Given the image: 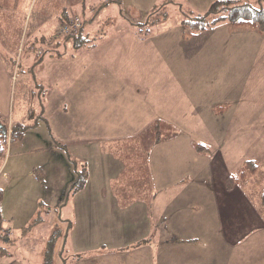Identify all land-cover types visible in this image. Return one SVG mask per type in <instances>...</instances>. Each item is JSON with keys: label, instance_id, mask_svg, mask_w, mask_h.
Returning <instances> with one entry per match:
<instances>
[{"label": "crops", "instance_id": "1", "mask_svg": "<svg viewBox=\"0 0 264 264\" xmlns=\"http://www.w3.org/2000/svg\"><path fill=\"white\" fill-rule=\"evenodd\" d=\"M152 2L154 0H0V46L14 38L22 42L25 33L29 36L21 64L15 66L12 56L8 57V61V53L0 52L2 75L16 81L18 87L23 84L28 93L26 111L22 119L12 122L7 120L5 112L0 111V116L9 126L14 123L34 124L24 139L18 142L21 149L13 154L18 143L13 144L7 158L35 155L38 150L53 152L61 144L66 148L74 147L73 150L69 148L70 151L66 149L69 157L71 160L80 157L86 169L89 164L84 158H108L104 162L93 159L90 165L96 167L102 164L103 171L107 173L113 170L111 180L92 182L88 179L77 195H85L100 204L105 197L116 201L112 193L105 194L101 190H112L113 186V190L123 189L126 186L122 187V179L126 174L137 178L133 176L135 171L147 165L149 167L151 153L148 155L142 141L146 134L149 135L147 139L153 141L152 127L160 123L162 131L167 129L171 134L168 140L160 143L165 150H160L158 169L152 173L151 162L150 169L146 170L147 177L151 179L153 196L148 200L145 197L128 200L120 209L128 216L125 226H119L120 229L137 231L136 225H133L134 218L130 216L140 214L144 223L142 232L145 233L140 241L132 237L128 243L113 246L112 249H104L101 244L102 249L96 253V264H138V261L135 262L137 256H143L149 264L153 260L155 264H264V207L262 202H253L247 191L252 176L235 183L232 189L227 188L228 177L239 176L245 161L258 162V159L240 156L236 160V168L240 171H233L230 165L233 157L228 150L233 141L229 139L228 129L211 137L206 135V138L196 132L184 131L195 122L209 124L211 121L205 114L212 121H217L221 117L218 113L222 106L203 100V106L208 111L202 112L203 106L197 100L209 99L201 97V92L208 97L209 91L194 92L190 88L194 74L200 75V70H176V57L169 48L162 50L164 48L155 44L143 49V53L137 50L138 45H148V37L151 36H141L136 30L137 23L126 20L123 12L142 13V8ZM193 3L189 0L187 4L192 8ZM114 9L121 14L118 20L120 29L94 41L96 30L90 28L100 22L107 24ZM28 16L30 19L25 23ZM74 16L89 22L84 25L83 33L90 42L84 48L73 51L72 44L63 39L54 41L53 38L64 22ZM218 24L196 32L199 36L194 34L200 46L189 48L191 59L194 55L200 56L199 50L204 49L202 43L207 42L210 32L219 31ZM17 26L19 35L14 33ZM227 26L231 33L238 31ZM43 39L56 50L52 47L40 48L45 44L39 42ZM83 56L93 57L94 63L88 60L84 73L78 64L71 69V64ZM152 60L155 65L161 62L163 67L152 68ZM91 64L98 70L90 68ZM14 67L16 78L13 77ZM27 75L29 78L23 79ZM228 100L225 98L224 104L229 106L224 108V112L221 109L224 118L220 119V124L224 119L230 125L237 118L238 109L232 114L233 102L228 103ZM2 101L4 103V99ZM55 107L59 111L64 110L62 118L56 122L52 112ZM260 114V110L252 114V124H260L263 120L258 116ZM197 145H203L208 150L199 152ZM126 146L131 152L142 149L141 161L137 167L131 165L128 170H123V162L115 160L112 152L116 149L127 151ZM236 154L241 153L237 151ZM6 159L0 168V184L13 178L4 170ZM36 168H41L45 175L41 163ZM157 172L158 175H153ZM29 174L32 175V172L29 171ZM0 189L3 191L1 186ZM73 226L71 222L70 230ZM119 236L124 237L122 232ZM152 236L157 239L152 241ZM5 241L9 242V239ZM74 260L72 264H77Z\"/></svg>", "mask_w": 264, "mask_h": 264}, {"label": "rangeland", "instance_id": "2", "mask_svg": "<svg viewBox=\"0 0 264 264\" xmlns=\"http://www.w3.org/2000/svg\"><path fill=\"white\" fill-rule=\"evenodd\" d=\"M193 1L195 4H191L193 5L191 8L190 4H187L189 0H172L173 3L170 5H167L168 0H154L150 6L142 8V11L144 10L142 13L124 11L123 14L126 20L134 21L137 23L136 25L143 23L146 25L150 19L161 17V12L158 15H153L156 9L164 8L162 12L169 13V19L162 24L141 27L144 33L146 31L150 32L151 37L147 36L150 38V43L146 46L138 45L137 50H142L141 53H143V49L152 47L155 44H157V47L164 48L162 50L167 47L176 57L174 62L176 70H200V75L194 74V82L190 88L194 89V92L199 90L209 91L208 97L202 92L201 97L209 98L210 101L209 99L197 101L200 102L201 106L204 105L203 100H206V103L217 104L218 107L222 106L219 109L220 113H218L221 117H218L217 121H212L213 119L205 114L208 120L211 121L209 124L195 122L193 125L188 126L189 129L184 131L193 134L196 132L199 136L206 138V135L211 137L215 133L221 132V130L226 132L228 129L229 139L233 141L230 144L231 147H228L231 157H233L230 164L231 169L240 171L239 168H236L238 167L236 160L240 156L258 159L260 171L256 176L254 175L249 179L247 191L252 201L259 204L261 202V192L264 189V34L250 28L241 29L242 31L238 29L237 32L231 33L227 28V25H230L229 22L223 20L217 25L219 31L210 32L207 42L202 43L204 49L199 50L200 56L194 55L191 59L189 48L194 49V46H200V43L197 44L198 37L194 35L197 33L183 25L182 21L186 17H196L198 14L205 15L215 0H191V2ZM258 1L241 0L240 2L242 4L249 2L255 4L257 8L264 9V3L257 5ZM43 2H46V0H43ZM156 4L158 6H155ZM110 14L107 24L100 22L90 28L96 30L97 36L94 41L105 37V35L115 34L120 29L118 20L121 14L117 9L111 11ZM74 18L83 20L80 16H74L72 19ZM29 19L30 16L26 18L25 23ZM230 27L235 30L231 25ZM15 29L14 33L19 35V26ZM136 30L139 29L136 28ZM143 32H139V34H143ZM28 38L29 36L25 33L22 42L16 38L12 39L10 43L0 46V52L2 54L3 51L7 52V60L9 61L8 57L12 56L15 66L19 65L21 64L22 53L27 48ZM39 42L42 45L43 42L45 43L43 46H39L40 48L55 47L48 41L41 40ZM71 49H73L72 46ZM194 53L197 54V52ZM88 60H92L94 63L95 59L91 56H83L76 60V63L71 64V69L78 64V68L84 73ZM105 61L104 59V66ZM108 61L111 65L110 59ZM89 67L98 70L92 64ZM151 67L160 69L163 66L161 62L155 65L154 60H152ZM14 72L13 77L16 78L15 67ZM25 78H29V76L23 77V79ZM15 82L11 78L2 75V71H0V107L3 108H0V111L7 113V120L11 122L23 118L26 111L25 104L29 101L28 93L23 84L20 85V82H18L17 84L20 85L18 87ZM186 85H190L188 81ZM225 98L229 99L228 103H230L229 101L233 102L232 114H235L238 109V112H236L238 113L237 118L230 125L225 123L224 119L221 120L222 124L219 122L221 118H224L221 109L224 112V108L229 106L224 104ZM2 99H4V103ZM201 110L203 113L208 111L205 106L201 107ZM258 110L262 112L258 116L263 120L259 122L260 124L254 125L251 123L252 114ZM52 112L54 113L53 121L55 122L59 121V118H62L64 114L63 109L59 111L56 107L52 109ZM170 134L171 132L167 129L164 132L162 131L163 140H168ZM148 136L146 134L143 137L145 140L142 141V144L148 155L151 153L148 157L150 165L135 171L133 176L137 178L148 176L146 170L147 168L150 169L151 162L153 165L152 173L155 172L159 166L160 150H165V147L161 148L160 144L155 147L156 144L149 138L147 139ZM234 136L238 137L234 139ZM49 148L52 149L53 147ZM64 148L59 146L54 148L53 152H40L38 150L35 155L8 157L3 164L5 172H8L13 178L0 184L3 188L1 215L4 219V229L0 232V264H46L44 251L55 234L58 238L55 241L52 255L53 264H66V261H68L67 264H72L73 259H76L74 262L77 264L79 262L80 264H96V253L99 249H102L100 248L101 244H103L104 249H112L113 246L118 247L128 243L132 237L136 241L142 239L145 232H142L144 223L141 222L142 215L140 216V214H137L139 216H130L134 218L133 225H136L137 229L135 230L137 231L119 228V226H125V218H128L120 210L122 209L121 205L128 202V200L123 199L122 192L124 188L113 190V186L112 190H101L105 194L112 193L113 197L116 198V201H111V197H105L102 199L101 204L91 201L85 195L79 196L77 192H72L73 185L78 179V173L85 168V165H83L84 162L80 157H73V160L69 157L68 150H73L74 147H69L71 149L67 147L68 150ZM20 149L18 143L13 154ZM126 150H114L112 152L114 154L113 158L123 162V170H128L131 165L137 167L141 161L142 149L131 152L126 146ZM237 151L241 153L238 156ZM9 153L10 150L8 156ZM93 159L96 162L98 160L104 162L108 158H84L89 164L87 167L90 171L88 179L92 182L111 180L113 170H109L112 173H107V171H103L102 164L96 167L91 166L90 161H94ZM40 163L43 165L45 175L41 168H36ZM114 168L116 167L114 166ZM29 171L32 172V175L29 174ZM158 174L159 172L153 175ZM130 177H132V174L125 175L122 179V187L126 186ZM71 222L74 226L70 230ZM112 226L115 227V230ZM120 232L124 237L119 236ZM69 234V242L67 243ZM6 238L9 239V242L5 241ZM150 239L154 241L157 238L152 236ZM135 259L138 264H149L143 256H137ZM101 262L104 263L105 261ZM152 264H155V260L152 261Z\"/></svg>", "mask_w": 264, "mask_h": 264}, {"label": "trees", "instance_id": "3", "mask_svg": "<svg viewBox=\"0 0 264 264\" xmlns=\"http://www.w3.org/2000/svg\"><path fill=\"white\" fill-rule=\"evenodd\" d=\"M240 1L241 0H217L211 5L209 11L205 15H197L196 17H189V18L186 17L182 21V24L191 28L193 32H200L212 28L213 26H215L216 24H218L223 20H227L229 24L235 29L250 28L257 31L260 34H264V9L261 7L259 8L255 7V4L249 3L251 1L244 4H242ZM170 3L171 2H168L167 5ZM261 3H264V0H259L257 2V5ZM163 9L164 8L156 9L155 13H153V15L154 14L158 15L161 12L162 13L161 17L159 16L152 20L150 19L146 25L144 23L136 25L137 29H139L138 31L142 33L143 30L141 29V27H146L147 25L158 26L162 24L164 21L168 20L170 15L169 13H163L162 12ZM70 21L71 19L65 21L64 24ZM86 23L89 22L88 21L83 22V27L81 28L78 34L64 35V36L55 35L53 40L58 41L60 39H63L65 42L72 44V47L75 50L84 48L90 42L89 38H86V36L83 33L84 25ZM149 34L150 32L146 31V33L143 32V34L140 35L143 37H147ZM43 41L46 40L43 39ZM32 127H34V124L31 123H26V124L14 123L11 126H9L7 123L3 121L2 117L0 116V168L3 161L7 158L9 148L13 144L22 141L27 131ZM152 131H153V142L156 145L160 144L163 141L162 126L160 125V123L155 124L152 127ZM61 146L63 148L65 147L63 145ZM64 149L66 150L67 148L65 147ZM196 149L199 152H205L208 150L203 145H197ZM259 169L260 166L258 162H256L255 160L245 161L239 176L228 177L227 188L232 189L235 183L239 181L248 180L251 176L256 175ZM88 178H89V171L86 168H84L81 172L78 173V179L75 181L73 185L72 192L74 193L81 190L84 187L85 183L87 182ZM127 182L128 183L126 184V187L122 192L125 197L124 198L125 200L143 199V197H145L146 200H148L153 196L151 179L149 177L128 178ZM2 195H3V191L2 189H0V232L3 229L2 228L3 218L1 216ZM261 202L264 207V189L262 190L261 193ZM57 238H58L57 234L53 235L44 251L46 264H53L52 255L55 247L54 245L56 243L55 241L57 240Z\"/></svg>", "mask_w": 264, "mask_h": 264}, {"label": "built area", "instance_id": "4", "mask_svg": "<svg viewBox=\"0 0 264 264\" xmlns=\"http://www.w3.org/2000/svg\"><path fill=\"white\" fill-rule=\"evenodd\" d=\"M82 28V21L80 18H74L70 22L65 25H62L57 36H64V35H76Z\"/></svg>", "mask_w": 264, "mask_h": 264}]
</instances>
